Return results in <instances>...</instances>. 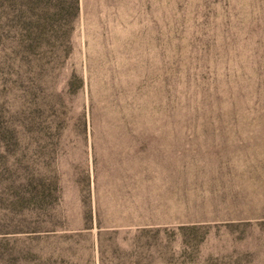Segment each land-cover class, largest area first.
I'll return each instance as SVG.
<instances>
[{
    "label": "rangeland",
    "instance_id": "rangeland-1",
    "mask_svg": "<svg viewBox=\"0 0 264 264\" xmlns=\"http://www.w3.org/2000/svg\"><path fill=\"white\" fill-rule=\"evenodd\" d=\"M0 264H264V0H0Z\"/></svg>",
    "mask_w": 264,
    "mask_h": 264
}]
</instances>
